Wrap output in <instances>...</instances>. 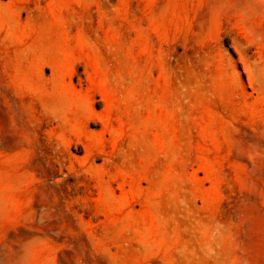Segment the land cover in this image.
<instances>
[{
    "label": "rangeland",
    "instance_id": "rangeland-1",
    "mask_svg": "<svg viewBox=\"0 0 264 264\" xmlns=\"http://www.w3.org/2000/svg\"><path fill=\"white\" fill-rule=\"evenodd\" d=\"M237 1L0 0V264H264Z\"/></svg>",
    "mask_w": 264,
    "mask_h": 264
},
{
    "label": "bare ground",
    "instance_id": "bare-ground-1",
    "mask_svg": "<svg viewBox=\"0 0 264 264\" xmlns=\"http://www.w3.org/2000/svg\"><path fill=\"white\" fill-rule=\"evenodd\" d=\"M237 3L264 21V0H238ZM253 42L238 34L231 37V45L238 56L237 61L242 63L248 79L259 83L264 81V64L254 50Z\"/></svg>",
    "mask_w": 264,
    "mask_h": 264
}]
</instances>
